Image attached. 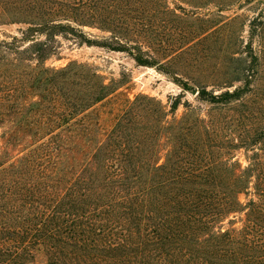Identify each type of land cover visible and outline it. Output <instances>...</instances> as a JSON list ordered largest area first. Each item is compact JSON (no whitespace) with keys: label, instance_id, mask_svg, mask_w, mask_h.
I'll list each match as a JSON object with an SVG mask.
<instances>
[{"label":"trees","instance_id":"16d2710c","mask_svg":"<svg viewBox=\"0 0 264 264\" xmlns=\"http://www.w3.org/2000/svg\"><path fill=\"white\" fill-rule=\"evenodd\" d=\"M176 17L164 0H0V27L19 25L0 39V264H264V127L236 141L219 116L243 90L202 88L208 118H169L178 101L46 64L64 38L156 65L184 49L163 39Z\"/></svg>","mask_w":264,"mask_h":264},{"label":"rangeland","instance_id":"374dc122","mask_svg":"<svg viewBox=\"0 0 264 264\" xmlns=\"http://www.w3.org/2000/svg\"><path fill=\"white\" fill-rule=\"evenodd\" d=\"M164 4L178 17L163 39L173 41L174 49L184 47L168 59L155 54L159 58L156 65H141L126 51L79 45L59 38V54L46 64L63 67L78 61L92 65L107 83L119 85L113 99L120 93L130 99L149 95L161 101L168 111L178 101L177 110L169 118L173 115L181 118L187 103L208 118L212 105L199 98L200 89L219 94L240 88L242 98L232 103L231 108L219 110V116L225 131H232L236 141L244 137L257 139L255 134L264 127V0H226V6H222L221 0H164ZM18 28L19 25L0 27V39L18 34ZM85 30L99 39L109 35L98 28ZM188 31H193L197 39L187 46L181 45L183 41H179ZM162 62L168 65L169 72L160 66ZM181 81L187 82V89ZM212 113L218 115L216 110ZM232 153L243 166L248 165L244 149ZM259 153L264 156V150Z\"/></svg>","mask_w":264,"mask_h":264}]
</instances>
